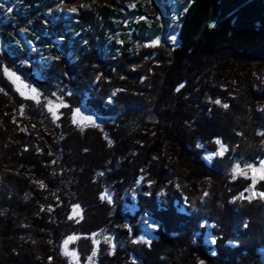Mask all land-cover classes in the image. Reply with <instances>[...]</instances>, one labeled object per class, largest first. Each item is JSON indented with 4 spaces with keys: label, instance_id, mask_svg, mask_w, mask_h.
Listing matches in <instances>:
<instances>
[{
    "label": "trees",
    "instance_id": "obj_1",
    "mask_svg": "<svg viewBox=\"0 0 264 264\" xmlns=\"http://www.w3.org/2000/svg\"><path fill=\"white\" fill-rule=\"evenodd\" d=\"M32 2L18 13L35 16ZM76 16L75 25L81 28L77 35L62 19L54 22L50 34L40 20L32 23L38 44L62 38L61 60L35 63L39 77L29 76L44 96L55 98L52 93L58 92L71 106L61 107L60 119L50 123L56 135L36 141L20 131L0 92V264H69L63 240L80 234L87 241L86 236L99 230L114 234L116 246L110 252L100 245L90 264H264L259 255L264 249V203L237 199L252 181L233 178L235 165L257 166L264 160V135L258 134L264 131V86L256 89L246 76L238 90H230L232 95H220L227 109L198 105L218 71L264 64V0H187L174 44L164 40L145 46L161 31L144 25L109 54L101 27L108 15L80 8ZM8 47L5 52L14 60L0 53V87L17 105L38 106L41 113H33L47 121L50 113L44 105L21 96L2 71L16 67L27 77L32 69L15 60L32 54L12 43ZM116 89L123 91L108 102ZM84 102L110 121L79 128L72 122V109ZM217 138L228 150L208 163L204 150H217ZM153 153L156 159L150 157ZM146 164L152 184L145 191L151 195L139 191L138 209L127 220L118 209L120 198ZM169 180L158 197V186ZM175 181L181 183L179 190ZM257 186L264 190V181ZM106 187L114 192L112 204L100 199ZM74 204L83 208L81 220L68 218ZM146 210L160 222L156 238L149 244L133 243L140 233L137 219ZM127 221L131 234L122 227ZM203 221L214 223L215 245L207 244ZM79 251L81 264H89L91 252L82 245Z\"/></svg>",
    "mask_w": 264,
    "mask_h": 264
},
{
    "label": "rangeland",
    "instance_id": "obj_2",
    "mask_svg": "<svg viewBox=\"0 0 264 264\" xmlns=\"http://www.w3.org/2000/svg\"><path fill=\"white\" fill-rule=\"evenodd\" d=\"M31 1H34L32 3L34 4L33 13L35 14V16L32 15L29 16L28 13L30 12L28 11L20 15L18 11L23 7L27 10L31 5ZM186 3L187 0H63V3H61V0H0V5H2V7H0V50H1L0 53H3V55L5 54L6 58L13 59L11 55L5 52L9 49L8 46L12 43L19 46L23 51L26 50L25 52L32 54V57L31 55L26 54L25 56H20L17 60H15L16 64L20 65L21 67L32 69L27 77H25L23 73L20 70H18L16 67L11 69L8 68V69L10 71H14L16 75L20 77V80L15 81V77H10L8 75H6V77L10 81H12V83H14L16 89L18 88L20 89L19 93L20 92L24 93L23 97L31 96L32 95L31 92L29 91V89L25 88L24 85H31L33 87H36L35 83L32 82L31 80V78L37 79V77H39V75L36 73L38 72L37 68L33 67L34 65L36 66L35 63L42 65L44 61L48 60V57L54 55H59L61 57V53L59 51L60 50L59 44L62 41V38L53 37L52 40H44L41 41L42 43L39 42L40 44H38L37 39L40 38V36L36 34V31L32 30L33 29L32 23L34 24V20H40V25H41L40 27H42L45 31L48 28L49 29L48 34H50L51 27L54 25V22H57L58 20L62 19L65 21L68 31H74L75 35H77L79 31H81V28L80 26L78 27V25H75L74 21L77 20L78 18L76 14L78 13L79 9L96 8L97 10L102 11L108 15L106 21L104 23L103 22L101 23L102 24L101 27H103L102 29L104 31L103 34V40L105 45L104 50L106 54H109L111 53L113 46H116L117 48L121 47L126 42V37L128 35H131V32L137 33V31H139L141 27L144 25L147 28H152L156 26L160 29L161 34L157 36L160 38V43L163 42L164 40L172 43L171 40L169 39L170 36H175L177 40V30L179 28V22H180L179 21L180 12L182 8L186 5ZM81 5H83V7H81ZM130 5H135V7H130ZM9 7L13 9L11 13L6 11L7 8ZM72 7L77 8V11L75 13L70 12V9ZM121 8H123V11H121ZM139 17H145V19L141 20L139 19ZM125 21H127V24L125 23ZM54 30L55 29H53L52 31ZM32 35L36 37L37 42L32 38ZM155 39L147 43V45L152 44V42ZM117 41H122L123 43H118ZM74 52H75L74 55H76L77 49L74 50ZM23 61H28V63L25 64L23 63ZM243 68L246 69V66H243ZM245 69H240L239 67H237L230 70L229 69L221 70L215 73L211 77L210 81H208L206 88L207 91L204 93L205 94L204 97L201 100H199L198 105H202L203 103L216 104L214 103V101L216 100H219L221 104H227V101L223 100L220 97V95L224 91H229L230 92L229 95H232L233 92H231L230 90L233 91L238 90L239 83L241 82V80L243 81V79L246 76L252 78L251 80L255 84L256 89H261V86H264V64L260 62H254L251 63V65H249V67H247L246 70ZM29 76H31V78ZM56 87L57 89L61 88V85L59 83H56ZM0 92L3 93L5 96L4 99L6 106L10 107L11 110L13 111L15 122L19 126L20 131H22L21 129H26V131H22V132L33 136V138H35L36 141H42L43 139H45L46 134L52 136L56 135L54 128L50 125V123H52V125L55 124L52 122L51 113L46 117L48 119L47 121L40 120V118L33 113V111L36 113L37 112L41 113V110L38 106L34 109L31 108L30 105L23 102L22 104L17 105L15 99H13L12 96H9V94L4 93L1 87H0ZM57 95H59L58 92ZM48 99L54 102L53 108L54 110L58 109V115H60L61 107H58L59 102L56 100V97L55 98L49 97ZM40 100L41 102H44V104L40 103V105H44L45 107V101L42 100V96L40 97ZM21 105H23V115H21ZM218 105L220 106V104ZM79 108L81 109L83 115L96 117L97 124L99 125L98 127H103L107 121H110V118L99 116L94 112H92L85 105V102L81 104ZM45 109L47 111L46 107ZM88 126H90V124ZM86 127L87 126H81L79 128L84 129ZM140 128L142 129L141 126L138 127V129ZM143 129H145V127H143ZM200 145L203 146L202 143ZM219 148L220 146L218 145V148L215 151H218ZM215 151H211L210 149L209 150L205 149L203 153L204 159L206 156L210 155ZM157 156H158L157 153L156 154L153 153L152 156L150 157L157 158ZM214 157H212L211 160H207V159L205 160L208 163H210ZM262 162H264V160H261L259 164L255 166L257 169L256 173L251 172L249 169H247V167H243L241 168V170L246 172L248 177L256 175L258 178L261 170ZM147 167L148 164L144 165L142 169L139 170L138 175L133 179L131 185L125 187L124 194L120 198L118 209L121 215L125 218L127 217V215H133L134 212L137 211L139 191L147 193L145 191V187L146 188L151 187L149 186V184L151 185L152 182L148 180L147 174L145 173V169ZM236 176L245 177L244 175H240L239 173H237ZM141 177H143L144 179L141 181L140 184H137V181L140 180ZM168 183H171V180L158 186L156 191V195L158 197H160L166 192V186ZM175 183H176L175 188L179 190L181 183L177 181H175ZM251 183L248 185L246 189H249ZM255 190L257 192L264 191L260 189L257 186V184L255 185ZM106 191L110 193L113 203L114 202L113 190L110 187H106L105 192ZM159 193L162 194L158 195ZM241 193H244L245 196H252L253 198L250 201L254 199H259L264 203V200L260 199L259 197L253 196L251 190L247 192L246 191L240 192L237 195V197H240ZM77 205L79 204H74L72 206L71 216H73L75 219L81 220V218L83 217V208L81 207V205H79V208H76L75 206ZM182 209L184 208L182 207ZM145 212L149 213L151 222H155L160 226V222L152 217L150 211L146 210L142 212L137 219L138 222L137 225L140 229V233L135 239L138 240L140 236H144L147 240L151 242L153 239L156 238V231L158 229H149L147 228V225L143 223ZM203 222H207V221H203ZM125 224H128V221L123 223V225ZM212 225H214V223L212 222H207L206 225L208 227V230L205 235V238L207 244L209 245H212L209 242V237L211 236L216 238V236L212 233L211 230ZM72 235L79 237V239H76L73 243H70L68 245V249L70 251L75 250V252L77 253L76 256H66L63 254L66 257L69 264H81L82 261L81 253L79 251L80 245H82L86 250H89L90 252H91L90 249L93 250L94 248H96L98 250V248H100V245H104L108 251L113 252L114 250L113 248H115L116 246L114 234L104 230H99L91 235L86 236L88 239L87 241L81 240L82 236L80 234H72ZM106 237L111 240V243L106 242L105 240ZM93 240H96L98 243L94 244ZM230 243L236 244L234 240H230ZM144 244H149V243H144ZM212 251L214 252V250ZM62 253H63V248H62ZM259 255H261V259L264 263V249L260 250ZM96 257L92 262L96 260Z\"/></svg>",
    "mask_w": 264,
    "mask_h": 264
},
{
    "label": "snow or ice",
    "instance_id": "obj_3",
    "mask_svg": "<svg viewBox=\"0 0 264 264\" xmlns=\"http://www.w3.org/2000/svg\"><path fill=\"white\" fill-rule=\"evenodd\" d=\"M61 3H63V0H61ZM0 7H2V5H0ZM81 7H83V5H81ZM130 7H135V5H130ZM185 11L187 9H184ZM7 12L11 13L13 11V9L11 7L7 8L6 10ZM77 11V8L76 7H72L70 9V12L72 13H75ZM121 11H123V8H121ZM51 12V10H50ZM139 19L143 20L145 19V17H139ZM125 23L127 24V21H125ZM23 31V30H22ZM169 39L171 40L172 43H175L176 42V37L175 36H170ZM118 43H123L122 41H117ZM85 43H87V41H85ZM160 43V38L157 37L153 42L152 44L150 45H145V46H155V45H158ZM35 50V49H33ZM48 59H51L52 61H59L61 60V57L59 55H54V56H50L48 57ZM23 63L27 64L28 61H23ZM3 73L5 75H8L10 77H15V81H19L20 80V77L18 75H16V73L14 71H10L7 67H4L2 69ZM101 75H97L95 77V80L96 81H99L100 78H101ZM123 78V77H122ZM184 85L181 84L177 89L176 91L179 92L180 91V88H182ZM25 88L29 89V91L31 92V96H26L25 98L26 99H32L34 100L37 104H40L41 103V100H40V97L41 96H44V94L40 91H38L37 87H33L31 85H24ZM17 91H20V89L18 88ZM120 91H123V89H116L114 90L111 95L108 97V102H111L112 101V98L117 94V92H120ZM61 93H64V90H61ZM20 94L22 96H24V93L23 92H20ZM64 95H72L71 91H68L66 93H64ZM52 96L56 97V100L59 102L58 103V107H65V108H68V107H71L69 104L65 103L64 102V99H63V95H57L56 92H53L52 93ZM44 101H45V107L47 108V111L49 113H51V116H52V122L55 123L56 120L60 119V115H58V109L57 110H54L53 108V101L48 99L47 96H44ZM214 103L216 104H220V106L222 108H225L227 109L229 106L227 104H221V102L219 100H216L214 101ZM264 110V109H262ZM21 115H23V105H21ZM72 122L74 124H76L78 127H81V126H88L89 124L93 127H98L99 125L97 124V118L96 117H93V116H87V115H83L82 114V111L79 107H75L72 109ZM13 123H15V120H13ZM22 131H26V129H21ZM238 135H240L241 133H237ZM259 135H264V131H261L258 133ZM109 143L111 144V141H109ZM215 143L217 145L220 146L219 150L218 151H215L213 153H211L210 155L206 156L205 159L207 160H211L212 157L214 156H223L224 153L228 150L227 147L222 143V141L217 138L215 139ZM197 147H203L202 145H197ZM25 151H27V149L25 148ZM51 155V154H50ZM153 159H156V157H153ZM52 163H55V161L53 160ZM247 169H249L251 172L253 173H256L257 169L255 166L253 165H247L246 166ZM239 173L240 175H244L245 178H248V179H251L252 183L251 185L249 186V189H245V191H249L251 190L252 193H253V196H256V197H259L260 199L264 200V191H259L257 192L255 190V185L259 182V181H264V162H262L261 164V170H260V173H259V176L257 178L256 175H253L251 177H248L247 173L244 172L243 170H241L240 168V165L237 164L233 167V178L235 179V175ZM104 173H99V175H103ZM144 178L141 177L140 180L137 181V184H140L141 181L143 180ZM39 186L40 188H45V185L43 182H40L39 183ZM149 186H151L149 184ZM162 193H159L158 195H161ZM144 195L146 196H150L151 193H144ZM205 197H207L209 194L208 192H204L203 194ZM253 197L252 196H245L244 193H241L240 197H237V199H248L249 201L252 199ZM100 199L101 200H107L108 203H112V197L110 195V193H108L107 191L102 194L100 196ZM76 208H79V205L75 206ZM44 210V206L41 205V211ZM49 211H52L53 209L51 208V206H49ZM69 219H74L73 216H69L68 217ZM77 222H79L77 220ZM143 223L145 225H147V228L149 229H158L159 228V225L155 222H151L150 220V217H149V213L145 212L144 214V218H143ZM207 225V222H203L201 224V227H205ZM124 228H126L128 230V232L131 234L133 229H132V226L129 225V224H125L123 225ZM212 227H215V225H212ZM245 227H247V225H245ZM147 230V229H146ZM91 238V237H89ZM76 239H79V237L75 236V235H72V236H68L66 239L63 240V244H62V248H63V254L66 255V256H76L77 253L75 252V250H69L68 249V245L70 243H73ZM106 242L108 243H111V240L109 238H105ZM137 242H142V243H150L149 240H147L144 236H140L139 239H134L133 240V243H137ZM209 242L212 244V245H215L216 242H217V238H214V237H209ZM93 243H98L96 240H93ZM114 247V246H113ZM97 249L94 248L92 251H91V254L87 257V261L89 262H92L94 260V258L97 256ZM212 255H216L215 252L212 253ZM51 257H49V261H51ZM201 264H203V261L201 262Z\"/></svg>",
    "mask_w": 264,
    "mask_h": 264
},
{
    "label": "built area",
    "instance_id": "obj_4",
    "mask_svg": "<svg viewBox=\"0 0 264 264\" xmlns=\"http://www.w3.org/2000/svg\"><path fill=\"white\" fill-rule=\"evenodd\" d=\"M9 55H11V57H13L12 54H9Z\"/></svg>",
    "mask_w": 264,
    "mask_h": 264
}]
</instances>
